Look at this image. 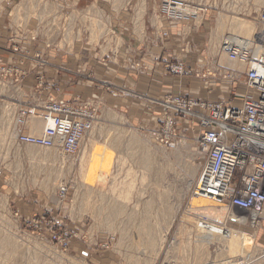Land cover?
Returning <instances> with one entry per match:
<instances>
[{
    "label": "rangeland",
    "instance_id": "374dc122",
    "mask_svg": "<svg viewBox=\"0 0 264 264\" xmlns=\"http://www.w3.org/2000/svg\"><path fill=\"white\" fill-rule=\"evenodd\" d=\"M159 2L160 0H0V39L5 37L7 40L6 45L0 47H6L16 57L15 60L11 59V55L9 60L0 57V65L14 70L11 75L3 78L0 85L21 88L29 73L36 69L35 64L45 65V53H32V46L40 45L43 51L52 50L60 54L78 49L91 51L103 55L104 62H107V57L123 51L128 36L141 39L146 31L156 34V29L151 27L161 28L169 24L180 27L179 35H185L181 31L186 32L188 23L193 24L194 21L196 23L193 28L197 26L203 34L209 32L211 35L213 32V36L205 39L204 35L199 39L202 42L208 40L204 45L215 48V62L218 65L233 71V78L226 81L236 83L237 86L243 83V70L225 62L213 39L219 35L221 17L227 19V22L237 18L258 23V12L249 10L256 7L253 0L192 1L200 6L211 5L213 8H217L218 3H229L230 7L245 9L197 12V9L191 8L193 16L189 14L187 20H175L173 24L162 17L163 14L157 7ZM121 7L128 10L121 14L134 16L132 22L123 27L111 18L116 14L114 11ZM131 8L133 13L129 12ZM137 9H142V12ZM138 23L141 26H137ZM220 33L222 34L217 37V41L221 36L227 35V26ZM194 47L192 43L184 46L179 54L184 55L185 51L195 52ZM14 61L17 65H14ZM126 64L130 67L128 61ZM166 65L171 74H174L171 71L174 67H181L183 70L179 59ZM136 67L141 70L139 63L133 65V68ZM34 80L38 88L45 85L43 75L36 76ZM111 88L106 84L104 90L112 96L121 94L119 91L113 95ZM9 90L18 92V89L10 86L0 90L3 97L0 99V264H111V261L114 264H154L157 260L158 264H264V218L257 221L247 218L246 224L234 226L240 233L256 237L254 240L257 249L254 253H247L240 248L236 250L222 240L213 244L206 235L197 233L195 218L220 222L223 217L216 215L217 210H226L225 207H217L193 197V189L203 163V154L196 142L177 139L173 146H167L154 138L153 133L157 131L165 114L161 104L156 110L152 107L144 108L146 117L138 120L137 115H143L139 113L140 107L136 108L137 111H132L135 115L132 116L126 108L119 106L118 109H111L94 96L85 101L71 100L70 103H86L95 108V115L91 129L81 140L78 152L72 156L61 153L66 159L62 162L58 157L53 159V154H56L53 149L18 144L15 139L17 134H36L41 130L25 127L32 120L35 124L37 117L31 114L29 107H23L21 110L27 111L19 118L6 100L12 95ZM136 97H139L136 98L139 101L143 99L141 96ZM39 122L41 123L40 120ZM110 141L118 144H110ZM93 145L100 150L107 149L113 157L110 166L112 176L107 181L105 190H101L98 185L100 181H85L81 178L80 158L85 149ZM28 148L39 151L40 156L48 152L47 155H51V158H31L27 154ZM146 158H149L148 162ZM194 167L198 169L187 188V181L191 179L190 170ZM112 177L119 181L125 180L128 188L120 187L112 194ZM126 191L129 195L127 199L117 197ZM62 193L64 196H61ZM177 205L178 210L175 209ZM110 210L118 211V214H112ZM138 225L144 230V227H148L153 236L146 235L144 240H138L134 235ZM63 232L68 233L66 240L56 241L54 238L64 235ZM196 240L202 241L204 245H199Z\"/></svg>",
    "mask_w": 264,
    "mask_h": 264
},
{
    "label": "built area",
    "instance_id": "2783aa9c",
    "mask_svg": "<svg viewBox=\"0 0 264 264\" xmlns=\"http://www.w3.org/2000/svg\"><path fill=\"white\" fill-rule=\"evenodd\" d=\"M158 8L162 17L172 23L187 20L189 14L193 16L187 2L182 0H160ZM257 20L261 29L248 44L244 40H222L218 52L221 57L245 67L244 93L239 105L229 100L170 96L161 103L165 114L153 133L157 141L167 146H173L177 139L196 142L203 154V163L193 196L225 207L230 214L228 222L238 226L243 225L240 223L243 219L244 224L247 218L257 221L264 212V8L257 14ZM224 37L227 39L229 34ZM256 48L257 55L253 56ZM215 60L214 56L213 60L199 62L203 65L204 77L233 78V71ZM208 63L211 66L204 67ZM171 71L181 74L182 69L174 67ZM12 72L11 67L1 64L0 84ZM194 74L198 77V73ZM207 93L210 95L211 90ZM29 109L44 127L39 134H17L18 144L53 149L66 156L78 152L95 115V108L86 103H70L52 96L38 100ZM26 111H19L18 117ZM63 234L54 239L66 240L68 233Z\"/></svg>",
    "mask_w": 264,
    "mask_h": 264
},
{
    "label": "crops",
    "instance_id": "0c3cea01",
    "mask_svg": "<svg viewBox=\"0 0 264 264\" xmlns=\"http://www.w3.org/2000/svg\"><path fill=\"white\" fill-rule=\"evenodd\" d=\"M192 1L188 0L186 2L193 4H190L189 7L198 9L197 11L227 12L245 9L230 7L229 3H218V7L213 8L205 5L200 6L199 3L196 4ZM123 11L128 12L126 8L121 7L114 11L115 15L111 16L113 20L118 22L120 27L127 25L126 23L130 21L132 22L134 18L133 14H121ZM130 11L133 13V8ZM195 23L196 21L193 24L189 22L187 31H181L186 33L185 35H179L178 29L180 27L177 25L170 26L169 24V26L161 27L162 29L151 27V29H156V34L146 31L141 39L132 35L128 36L123 51L112 57H107V62H104L103 55L91 53V51H78V49L67 54H60L52 50L43 51L40 45L32 46V53H45L46 63L45 65L35 64L36 69L29 73L21 88L7 85L18 89V92L9 90L12 95H8L9 97L6 100L19 115V111L23 107H33L38 100H42L47 96L66 100V102L74 99L85 101L94 96L104 101L111 109H118L119 106L122 109L126 108L127 111H130L128 114L131 115L132 113V116H135L133 113L138 110L136 108L140 107L139 113L141 112L143 115H137L138 120L146 117L145 112H143L144 108L152 107L156 110V107L168 97L176 95L189 96L194 99L229 100L232 101V104L238 106L244 93L243 83L237 86L236 83L223 79L204 77L201 67L203 65L199 64V60H213L215 51L211 46H205L208 40L206 42L200 41L199 38H203L205 33L203 34V31L198 29L197 26L194 29L193 25ZM211 35L208 32L205 39ZM213 40L215 43L216 39ZM6 41L5 37H2L0 46H5ZM191 43L195 45V52L185 51L184 55L179 54L182 47ZM0 48V54H2L0 57L3 60H9L10 55L11 59H16L15 55L13 56L10 51L5 49L6 47ZM30 58L33 59L32 56ZM178 59L181 60L183 65L181 74L169 73L166 64ZM127 61L130 67L127 66ZM13 63L17 65L16 61ZM135 63H139L141 70L137 67L133 68ZM208 66H211V63L204 67ZM194 73H198V77H195ZM38 75L44 76L45 85L43 88H38L37 82L34 80ZM106 84L112 87L113 95L119 91L123 94L112 96L104 90ZM7 86L0 85V90L6 89ZM208 89L211 90L210 95L207 93ZM136 96H141L143 99L139 101L136 99L139 97ZM1 98L3 97L0 95ZM157 262L158 260L154 264H158ZM110 263L114 264L112 261Z\"/></svg>",
    "mask_w": 264,
    "mask_h": 264
},
{
    "label": "bare ground",
    "instance_id": "6f19581e",
    "mask_svg": "<svg viewBox=\"0 0 264 264\" xmlns=\"http://www.w3.org/2000/svg\"><path fill=\"white\" fill-rule=\"evenodd\" d=\"M236 1V0H235ZM238 1V0H237ZM225 2V0H224ZM248 3V2H247ZM225 4V3H224ZM223 4V5H224ZM238 5H240L239 3H237ZM253 4L257 7H252V8H249L250 11H253V12H258L264 8V0H253ZM202 5V3H201ZM204 5V4H203ZM210 5V3H209ZM216 4L214 3V6ZM229 5V4H228ZM233 5V3H232ZM235 5V4H234ZM238 5H235V6H238ZM249 5V4H248ZM211 6V5H210ZM218 7V6H217ZM229 7V6H228ZM139 8V7H138ZM225 8V6H224ZM260 8V9H259ZM231 9V8H230ZM19 10V9H18ZM138 10V9H137ZM140 11L142 9H139ZM138 10V11H139ZM198 10V9H197ZM222 10V9H221ZM226 10V9H225ZM142 12V11H141ZM198 12V11H197ZM219 12V11H218ZM248 12V11H247ZM16 13V12H15ZM242 13V12H241ZM257 13V14H258ZM227 14V13H226ZM244 14V13H243ZM222 15V14H221ZM234 15V14H233ZM231 17V16H230ZM228 18V17H227ZM229 19V18H228ZM142 23V21H141ZM154 23V22H153ZM48 24V23H47ZM139 24V23H138ZM137 26H141L140 24L137 25ZM227 26V30H228V33L229 34V37H227V39H225L224 36H221L218 41H217V38L216 41H215V47L216 45L218 46V49L220 50L221 49V45H222V42L220 40H230L231 41H239V40H244L246 43L248 40H251L253 35L259 30L261 29V25L259 23H252V22H248V21H245V20H240V19H237V18H233V19H229L228 22H227V19L221 17L220 21H219V30L220 32H222V30H224ZM141 29V28H140ZM143 29V28H142ZM141 29V30H142ZM219 32V36L222 34ZM143 33V32H142ZM232 36H234V38H232ZM92 38V37H91ZM223 38V39H222ZM116 41V40H114ZM119 41V40H118ZM89 42V41H88ZM118 43V42H117ZM119 44V43H118ZM248 44V43H247ZM248 47V45H246ZM50 47V46H49ZM116 48V47H115ZM104 49V48H103ZM215 49V48H214ZM217 49V51H218ZM106 50V47L104 49V51ZM115 50V49H114ZM113 50V51H114ZM257 55V48L255 49V51L253 52V56ZM225 59V62L228 64V65H231L232 67H235V68H238V70H243L244 71V66H240L236 61H232V60H229L228 58L224 57ZM221 62V61H220ZM220 64V63H219ZM227 69V68H226ZM2 90V89H1ZM4 106V105H3ZM8 109V108H7ZM4 111V110H3ZM5 114V113H4ZM34 118V117H33ZM34 121V120H32ZM31 121V123H33ZM38 119L37 121L35 122V124H31L30 122H27L25 124V127H28L30 129L35 127V129H38V130H42L44 125H42L40 122L38 123ZM17 126V125H16ZM50 126V125H49ZM14 130V128L12 129V131ZM15 132V131H14ZM32 132V130H31ZM33 133V132H32ZM40 131L36 134H39ZM10 134V133H9ZM14 134V133H13ZM11 136V135H10ZM13 137V135H12ZM10 137V138H12ZM16 139V138H15ZM8 141V140H7ZM135 141V140H134ZM136 142V141H135ZM132 143V142H131ZM110 144H113V145H117L118 143L115 142V141H110ZM112 145V146H113ZM96 145H93L91 148H86L82 157L80 158V171L82 172L81 173V178L82 180H88V179H91V180H98L100 181V183H98V185L100 186L101 190H105L106 187H107V181L111 179V176H112V168H110V166H112V161H113V157L111 156V153L107 151V149H102L101 150L98 148V147H95ZM31 147V146H30ZM86 147V146H85ZM49 150V149H48ZM52 150V149H51ZM45 152H47L45 150ZM48 153V152H47ZM47 153L44 154V156H40V152L35 150L34 148H28L27 150V154L31 157V158H51V155H47ZM54 153L56 154H53V159L55 157H58V159H62L64 162L66 159H64V157H62L61 153L57 152L54 150ZM56 155V156H55ZM198 157V155L196 156ZM93 158H97V159H93ZM57 159V161H58ZM32 160V159H31ZM36 160V159H35ZM149 158H146V161L148 162ZM34 161V160H32ZM46 160H44L45 162ZM54 161V160H52ZM97 161V162H96ZM50 163V162H48ZM56 163V162H55ZM74 163V162H73ZM44 165V164H43ZM50 165V164H48ZM46 166V165H45ZM44 166V167H45ZM124 166V165H123ZM119 167V166H118ZM64 168V167H63ZM70 168V167H69ZM51 169V168H50ZM61 169V168H60ZM118 169V168H117ZM198 167H194V168H191L190 170V176H191V179H189L187 181V188L190 187L191 185V182H192V178L194 177L196 171H197ZM46 170V169H45ZM79 170V169H78ZM84 170V172L82 171ZM65 171V170H64ZM114 171V170H113ZM118 172V171H117ZM129 176V175H128ZM120 177V176H119ZM138 178V177H137ZM113 179V177H112ZM144 180V179H143ZM125 181V180H124ZM124 181H119L116 177H114V179L111 181L112 184L111 187L113 189V191H110L112 194L115 192H117L118 188L120 187H127V184L124 182ZM45 182V181H44ZM133 182V181H132ZM132 182L130 183L132 185ZM134 184V183H133ZM129 186V185H128ZM134 187V185H133ZM128 188V187H127ZM101 195V194H100ZM102 197V196H101ZM118 198H121L123 200L127 199V197H129L127 191L125 193H123V195H119L117 196ZM136 197V196H135ZM194 197V196H193ZM196 199H199V200H203V201H206L212 205H215L217 207H219L217 204L213 203L212 201L208 200V199H204V198H197V197H194ZM222 207V206H220ZM179 208V205L176 206V210H178ZM224 208V207H222ZM225 209V208H224ZM222 209H219L217 210V216L220 215L219 217H223L222 221L220 222H217V221H213L211 219H208V218H195L194 219V224H195V229L197 231V233L199 235H206L208 240L215 244L217 241L220 242L221 240L225 243H227V245H230V247H234L236 248V250L238 248L244 250L245 252L247 253H254L255 250L257 249V245H255V241L254 239H256V237H254V235H244L242 233H240L237 229H234V224L232 225L231 222H228L229 219H230V214L227 213L226 211H221ZM226 210V209H225ZM110 212L112 214H118V211H113V210H110ZM130 213V211H129ZM212 214H214V211H211ZM261 218H264V212L262 213L261 215ZM121 221V220H120ZM244 222H245V219H243L242 221H240V223H243L244 225ZM143 224V223H142ZM238 226V224H237ZM239 226H242V225H239ZM146 228L145 230L144 229H141V226L138 225L137 228H136V234H134L135 236H137L138 240H144L145 239V236L146 235H151L152 232L150 231V229H148V227H144ZM189 228V227H188ZM120 230V229H119ZM167 234V233H166ZM225 234H227L225 236ZM153 236V234H152ZM168 238V237H167ZM177 239V238H176ZM211 239V240H210ZM142 242V241H140ZM196 242L199 244V245H204V243H202V241H199V240H196ZM6 244H8V242H6ZM180 245V244H179ZM201 246V247H202ZM228 247V248H230ZM136 248V247H135ZM179 249V248H178ZM137 250V249H136ZM241 250V251H242ZM239 252V251H238ZM142 253H140L139 255H142ZM132 256V255H131ZM138 258V257H137ZM137 262V260H136ZM141 262V261H140Z\"/></svg>",
    "mask_w": 264,
    "mask_h": 264
}]
</instances>
